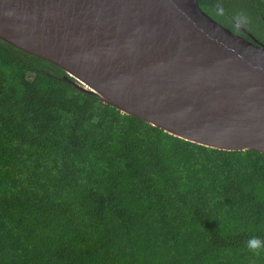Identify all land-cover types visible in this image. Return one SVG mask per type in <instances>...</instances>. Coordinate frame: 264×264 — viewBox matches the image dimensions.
Instances as JSON below:
<instances>
[{
  "label": "trees",
  "instance_id": "16d2710c",
  "mask_svg": "<svg viewBox=\"0 0 264 264\" xmlns=\"http://www.w3.org/2000/svg\"><path fill=\"white\" fill-rule=\"evenodd\" d=\"M64 74L0 40V264H264V154L172 136Z\"/></svg>",
  "mask_w": 264,
  "mask_h": 264
},
{
  "label": "water",
  "instance_id": "95a60500",
  "mask_svg": "<svg viewBox=\"0 0 264 264\" xmlns=\"http://www.w3.org/2000/svg\"><path fill=\"white\" fill-rule=\"evenodd\" d=\"M0 40L172 136L264 154V45L199 0H0Z\"/></svg>",
  "mask_w": 264,
  "mask_h": 264
},
{
  "label": "flooded vegetation",
  "instance_id": "af4514ba",
  "mask_svg": "<svg viewBox=\"0 0 264 264\" xmlns=\"http://www.w3.org/2000/svg\"><path fill=\"white\" fill-rule=\"evenodd\" d=\"M203 1L204 0H199L201 7L219 23L230 29L232 32L243 36L245 39L251 42L257 41L259 44L264 45V41L262 40L264 39V1L242 0L252 3L254 7L257 8V12L255 14L260 16V19L256 18V20L251 24L245 22L243 23L236 18V16L239 18L250 16V13L246 8L240 10V12L236 15H233L230 11H225L224 13H221L223 15V17H221L218 14L215 15V13H212V15L211 13H209V9L205 6ZM259 1L263 3H260Z\"/></svg>",
  "mask_w": 264,
  "mask_h": 264
},
{
  "label": "clouds",
  "instance_id": "9594fccd",
  "mask_svg": "<svg viewBox=\"0 0 264 264\" xmlns=\"http://www.w3.org/2000/svg\"><path fill=\"white\" fill-rule=\"evenodd\" d=\"M248 248L254 253L259 254L262 248H264V245L258 239H252L248 243Z\"/></svg>",
  "mask_w": 264,
  "mask_h": 264
}]
</instances>
